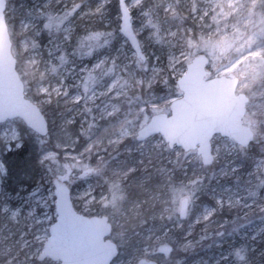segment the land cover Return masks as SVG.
I'll list each match as a JSON object with an SVG mask.
<instances>
[{"label":"rangeland","instance_id":"obj_1","mask_svg":"<svg viewBox=\"0 0 264 264\" xmlns=\"http://www.w3.org/2000/svg\"><path fill=\"white\" fill-rule=\"evenodd\" d=\"M31 2H33V0H31ZM80 2L83 4L80 11L87 12L89 9L95 8L98 0H80ZM237 2L240 3L241 7L235 9V12H240L246 16L248 12L252 11V9L248 7V4L250 2L255 3V0H227L229 6ZM71 3L72 0H61L60 3H57L56 0H36L34 3L23 4L20 7V28L24 33H31L28 38L29 41L26 38L22 40L29 46H33V41H36L38 47H35L34 50L42 54L45 60L50 59L48 50L50 48L54 50V42L50 43V41H53V36L41 27V25H43V18L37 19L36 14L39 11L49 10L45 7L49 4L51 9L59 11L63 9L65 4L70 5ZM108 7L107 5L103 14L99 16L85 15L80 18V13L78 12L77 18L74 19L73 23V41L71 44L65 42L62 44V47L66 48L69 45L74 46L76 37L86 34L89 30H101L105 33L111 32L112 35L106 37L110 41L109 45L100 49L99 54L109 58L118 56L119 63L122 66L125 64H128L130 67L134 66V51L128 46L123 36L121 38L122 40L116 36V33H120L118 27L119 19L117 18L118 9H116L117 14L114 10V13L110 15ZM29 12L32 13L30 17L28 16ZM142 12L143 9L132 11V26L134 32L139 38L144 54L149 58V71L139 74L145 78H151V67L153 66L160 68L162 71L150 87L146 85L138 90L140 100L135 104L136 114L134 118L133 115L127 111L132 105L124 104L120 106L118 119L127 117L133 121L131 131L134 133V136L127 139H133L134 142H136V131L140 126H142L153 114L161 112L168 113V106L171 101L175 99L170 95L171 83H169V81L173 79L172 87L175 88L176 79L173 78L172 72L167 67V56L161 50L160 46L155 44L153 38L150 37V29L145 25L146 17L142 15ZM24 20L32 21L34 26L25 30V28L22 27V21ZM37 32L39 33L38 35ZM245 34H248L247 38L244 37ZM103 39L104 38H102L101 42H103ZM236 39L242 40L244 47L239 50L241 55L239 59L232 64L229 71L237 69L241 64H250L252 68L259 69L260 62L264 61V33L256 31V33L252 35L245 32L241 36L236 37ZM71 52L72 50L68 52L70 58L72 56ZM71 60L74 61V63L70 64L69 68H71L73 72H78L80 64L79 59L73 56ZM53 62H55L54 58ZM184 69L185 67L183 71ZM164 73H168L167 80L162 78ZM66 75H68V79L64 82L66 85H75L78 82L72 75L67 73ZM20 78L25 89V81L21 73ZM157 80L160 82L161 88L155 91L153 86ZM53 84L54 86H58L56 78H54ZM175 89L179 92L177 88ZM77 90L76 87H72L70 92L75 93ZM33 94L35 97H38L34 91ZM56 98H60V100L67 99V97L64 96ZM39 100L40 97L37 102H34L38 106ZM114 103L118 104L119 101L111 97L100 98L96 101V104H99L101 107L108 104L109 110L111 104ZM69 106L72 112H68L67 109H69V107H67L66 114H63L62 118L57 119L58 125L55 124L52 135H49V137L54 140V144L57 139H64V129H61L64 119L76 111L70 103ZM80 110V115L76 116V128L79 127V122L81 120L85 121L84 126L87 127V121L91 119L89 114L83 111V104H81ZM93 113L98 117L96 120L98 126L93 130V139H95L96 137L102 136L104 128L109 126V123L116 125L117 121L100 119L99 117L102 114L100 109L95 106H93ZM54 118L56 119L57 116ZM19 121L18 119H14L0 124V160H2L4 164V167L0 169V208H3V206L7 204L11 210L17 207L21 209V215L18 217L19 223H14L11 220L10 211L7 213L0 211V233H3L5 236L12 233L11 239L13 240L20 239L21 233H24L23 239L30 242L26 251L21 252V256L25 257L27 253L34 252L37 248L42 247L45 240L36 241L34 237L35 235H46L48 237V227L55 219L53 207L55 198H53L50 193H53L51 179L55 174L52 172H55L56 168L54 167L53 170L49 172L47 166H42L38 163L42 150V145L40 144L41 138L33 136L30 133L31 130L23 126V123L21 124ZM20 124L23 128H20ZM76 128H73V132H75ZM13 129L20 133V140L23 143V147L17 149L13 146L11 152H6L4 150V144L6 142L5 134H10ZM102 139L103 143L107 146L101 151H104L105 154L112 151L111 154L109 153L107 160L116 158L120 154L118 149L121 146L108 144L107 135H103ZM211 145L215 159L212 165L205 170L203 169L204 167L193 162L190 157L182 155L184 151L180 148L169 149L161 137H152L142 143L136 142L132 148L127 150L135 156L138 163H142L141 170L146 172V175L141 176L139 179L140 186L143 185L147 187L151 178H154L151 182L153 187H155L153 191L156 190V186L163 184L165 186L163 198L168 200L170 209L169 213L164 214L163 217L155 216L152 219H146L143 226L134 230L132 237L135 238V243L140 245V254L135 257L140 259L145 255L149 257L155 248L162 243L172 245L171 241H173L172 238L175 237V230L177 234H181L180 238L182 237L183 239H181L182 242L178 245V255L170 256L167 259L159 256L155 257L160 264H234L229 256V247L233 242H236V244L242 243L241 246H246L249 243L252 250L255 243L264 241V185L260 184V181L264 179V168L260 167L261 164H264V146L253 142L248 148L241 150L239 145L218 135L213 137ZM73 148L75 149V147ZM61 149L70 150L72 146L69 145ZM82 150L83 149H80L79 152L75 153L73 158L78 157L80 163L87 164L88 162L79 155ZM123 150L124 147L121 151ZM190 152L195 153L194 151ZM68 153L69 152L64 153V156H68ZM65 157L62 159L63 161L59 159L61 165L66 162L69 164L77 163L76 159L65 160ZM245 158L249 160L250 163V167L247 170L242 168V163L240 162V160ZM115 168H122L118 161L115 162ZM188 168H191L193 172L192 175H186L189 176L190 180L182 179V181H179L181 176L180 173L174 176L176 171ZM81 171L82 169H73L74 174H78ZM193 180H198L197 185L193 186L190 183ZM97 183L98 180L95 176L87 180L80 187L74 198H76L77 203L81 205L85 211L95 209L100 215L99 206H88L85 204L88 197H81V194L87 192L90 186L95 190ZM210 183L212 184L208 189L207 187ZM37 187H39V199L30 197L29 193ZM189 192H191L192 195L189 201L187 215L184 220H180L178 213H175L174 209L178 206L179 197L181 195H187ZM42 201L47 202V208L42 206ZM31 206H35L36 215L41 216L44 220L43 224H36L34 219H25ZM157 208H160L159 203L157 204ZM224 208H228L225 210L238 211L235 215L237 217L234 216L232 220L227 221L221 219ZM209 212H212L213 215L205 219ZM48 217L51 219H48ZM172 228H174L173 234H171ZM129 237L123 239L122 242L128 244L126 240ZM114 238H116V236L111 234V239L114 240ZM118 240L120 239H117L115 242L119 243ZM203 240H206V246H213L211 250L220 248L219 251H217L215 255L213 254L209 260L204 259L203 256H197L195 259L184 262V258L188 253L185 248L191 247L194 250L196 248V243L202 242ZM200 246H202V243ZM247 248L250 249V246L247 245ZM260 253V261L256 262V264H264V247H262ZM130 258L131 256L128 257V250H120L118 257L115 258L111 264H128ZM35 259V257H32L33 261ZM46 260L47 259L44 261ZM49 261L51 263L48 264H58V262Z\"/></svg>","mask_w":264,"mask_h":264},{"label":"clouds","instance_id":"obj_2","mask_svg":"<svg viewBox=\"0 0 264 264\" xmlns=\"http://www.w3.org/2000/svg\"><path fill=\"white\" fill-rule=\"evenodd\" d=\"M127 3L132 11L141 9L136 7L137 0H127ZM139 3L143 5L142 15L146 17L145 25L150 29L149 35L167 56V67L173 78L178 80L183 68L192 59L203 56L207 60L205 68L210 78L239 79L240 100L236 123L246 134L240 145L241 150L248 148L253 142L264 146V61L260 62L259 70L253 71L241 64L237 69L229 71L241 53L236 46L227 47V43L237 44L236 37L245 32L252 35L256 31L264 33V0L250 2L248 7L252 11L246 16L235 12V9L241 7L239 2L229 6L227 0H139ZM34 49L35 47L22 40L17 49L18 64L25 84L31 86L40 97L39 103L43 111V106L52 103L58 96V90L53 84L55 74L51 71L49 60H45L42 54ZM161 71L160 69L155 76L151 74V78H145L137 74L135 66H131L132 78L126 91L117 100L119 107L124 104L132 105L127 111L134 118L135 104L140 100L138 90L141 85L138 81L143 79L144 86L149 81L154 83ZM162 78L167 80L168 73H164ZM41 88L47 89V93H41ZM106 146L102 143L96 145L90 153L82 154L88 160L87 164L99 168L98 172L91 175L97 178L101 188L99 196H89L85 204L99 206L103 218L115 230V235L124 237L128 232L143 226L146 219L163 217L170 209L168 200L163 198L165 187L163 184L156 186L155 191L141 185L133 193L131 186L125 183L127 176L124 175L123 169L112 167L109 160L99 159L101 156H97L92 163L91 156ZM182 155L190 157L201 167L208 166L204 164L199 152L187 151ZM212 157L214 160L215 157ZM114 182H118L124 192V198L115 204L111 195V185ZM11 236L12 233L7 236L0 233V264H30L35 253H27L29 259L26 260L21 256V252L27 249L23 237L13 240ZM128 264H144V261L133 256Z\"/></svg>","mask_w":264,"mask_h":264},{"label":"snow or ice","instance_id":"obj_3","mask_svg":"<svg viewBox=\"0 0 264 264\" xmlns=\"http://www.w3.org/2000/svg\"><path fill=\"white\" fill-rule=\"evenodd\" d=\"M57 3H60L61 0H56ZM112 0H98L97 5L94 9H89L87 12H81L80 10L83 7V4L80 0H72V3L65 4L63 9L57 11L50 8V4L45 7L49 10L39 11L36 14V18H43V29L47 30L50 35L53 36L54 50L50 48L49 51V63L51 71L55 74V78L58 81L57 86V95L67 97L65 100L66 104H71L73 108L76 109L72 115L67 116L63 121L64 129V139H57L53 148H42L41 154L38 160V163L42 166H47L49 172L55 167L59 174L53 177V183L55 186L54 193L50 195L59 197L55 202L57 204V211L60 215L61 220L64 219L65 209L62 205V201L69 189L66 182H70L73 176V169H82L80 175L83 177H88L92 173L99 171V168H93L89 164H83L79 162L78 157L73 159L77 160L75 164L63 163L61 165L58 157V150L61 148L68 147L71 145L75 147L81 142L83 138L86 143L84 144L83 151L79 155L82 156L83 152H91L96 145L102 144L103 135L108 136V144L119 145L120 143L125 142L127 138L134 136V133L131 131L132 120L127 117L123 119H118V114L120 111L119 104H111L109 110V105L105 104L101 107L99 104H96V101L100 98L111 97L114 100H118L119 97L126 91L127 86L129 85L130 79L132 78L131 67L128 64L121 65L119 63L118 56H112L111 58L107 56H101L99 50L103 49L105 46L109 45L110 41L106 38L111 36L112 33H105L101 30H89L86 34L77 36L76 43L72 47L71 55L79 59V71L73 72L69 68L70 64H73L74 61L71 60L69 54L64 50L62 44L65 42L71 44L73 41L74 33V19L77 18V13H80V18L85 15H102L105 7L111 4ZM118 5V19L120 21L119 31L123 33L128 39L132 41L134 52V61L133 64L137 69V74L147 73L149 71V58L144 54L140 42L138 41L135 32L132 27V9L128 6L127 0H117ZM136 7L143 9V5L137 0ZM15 6L12 4V0H0V25L5 24L9 15L15 12ZM147 15V13H144ZM28 16H32V13H28ZM216 19V17H213ZM34 24L30 20L22 21V27L25 30H28L30 27H33ZM39 33L37 32V35ZM103 39V42L101 40ZM33 47H38L36 41H33ZM58 53V54H56ZM53 58L55 62H53ZM255 71V68H252ZM160 72V68L151 67V73L155 76ZM72 75L74 79L78 82L75 85H66L64 82L68 79V75ZM207 75V73H205ZM141 87L145 85L143 79L138 81ZM151 82H148V86H151ZM76 87L78 90L75 93H71L70 89ZM47 89L41 88V93H47ZM83 104V111L88 113L91 119L87 121V127L84 126L85 121L81 120L79 122V127L77 126L76 116L80 115V106ZM93 106L100 109L101 116L100 119L105 120H115L117 121L116 125L109 123V126L105 127L103 134L100 137L93 139L94 132L93 130L98 126L96 120L98 117L93 113ZM68 112H72V109H67ZM36 131H38L42 137H49L48 128L45 125L35 126L33 125ZM76 128V131L73 132L72 129ZM118 133V134H117ZM6 135V142L4 144V150L6 152H11L13 146L17 149L23 147V143L20 140V133L13 129L10 134ZM50 138V137H49ZM48 140L41 138L40 144L46 145ZM201 157L205 165H211L213 162V157L209 151L201 150ZM103 160V156L99 157ZM4 167L3 161L0 160V169ZM261 168H264V164L260 165ZM63 169L61 172L60 169ZM136 172V169L132 166H128L123 169L125 176L129 177ZM193 186L197 185L198 180H193L190 182ZM260 184L264 185V179L260 181ZM95 191L91 188L85 193L81 194V197L94 196ZM111 195L112 202L115 204L118 200L124 198V192L118 182H114L111 185ZM192 193L189 192L187 195H181L179 197L178 206L174 209L175 213H178L180 217L187 215V206L191 199ZM30 197L39 199V187L34 188L30 193ZM42 206L47 208V202L42 201ZM2 212H11V220L19 223L18 217L21 215V209L15 208L14 210L9 209L8 205L5 204L3 208H0ZM43 215V214H42ZM213 215L212 212H209L205 217L207 219ZM25 219H34L36 224H43L44 220L41 216L36 215L35 206H31L27 212ZM48 219H51L48 217ZM46 231V230H45ZM25 234L21 233V237ZM34 239L36 241L47 240L46 235H35ZM25 246L29 247L30 242L25 240ZM160 251L165 252L166 254L171 251L167 246L161 247ZM32 253V252H30ZM35 262L30 260V264H44L45 250L43 247L37 248L35 251ZM25 259L28 260L29 256L26 255Z\"/></svg>","mask_w":264,"mask_h":264},{"label":"water","instance_id":"obj_4","mask_svg":"<svg viewBox=\"0 0 264 264\" xmlns=\"http://www.w3.org/2000/svg\"><path fill=\"white\" fill-rule=\"evenodd\" d=\"M120 34L135 52L132 41L123 33ZM11 47L5 22L0 25V124L18 119L26 128L42 137L33 125L39 127L46 124L48 128V121L39 107L25 96L24 84L17 72L16 58ZM206 63L207 60L199 56L186 65L181 77L175 81L180 96L171 101L168 113L153 114L140 126L135 134L136 141L144 142L154 135H160L169 149L180 148L184 152L195 153H201L203 149L212 156L211 140L216 135L241 145L246 134L236 123L240 100L237 92L239 79L210 78L205 68ZM42 138L48 140L47 137ZM75 178L85 177L78 173ZM66 183L68 186V182ZM51 184L54 193L53 178ZM68 189L62 201L65 209L63 220L58 214L55 202L59 197H55V219L49 225L48 239L42 245L45 250L44 260L58 264H111L119 253L118 245L110 238L112 226L103 215H85L78 212L73 206L69 186ZM178 217L180 220L186 218ZM164 246L171 251L167 254L160 251ZM172 250L170 244L162 243L151 256L161 255L167 258ZM141 259L144 264H159L151 258Z\"/></svg>","mask_w":264,"mask_h":264},{"label":"trees","instance_id":"obj_5","mask_svg":"<svg viewBox=\"0 0 264 264\" xmlns=\"http://www.w3.org/2000/svg\"><path fill=\"white\" fill-rule=\"evenodd\" d=\"M34 1L36 0H33V2H31V0H12V4L15 6V12L11 15L8 16L7 18V26H8V30H9V35H10V40H11V43H12V51H13V54L16 58V69L18 71V73L20 74V70H19V64H18V54H17V49L19 48V42L22 40V39H27L29 41V37L31 35V33H24L22 32L21 28H20V16H19V13H20V7L24 4H31V3H34ZM108 10H109V13L110 15L112 13H114V10H115V13L117 14V10L118 7H117V2L116 0H112L111 4L108 5ZM42 27V25H41ZM43 28V27H42ZM52 36V35H51ZM116 36L117 38L121 39V35H119V33H116ZM248 34H245L244 37L247 38ZM122 40V39H121ZM237 40V39H236ZM238 43L237 44H232V43H227V47L229 48H232L233 46H236L238 47V49L240 50L242 47H244V43L242 40H237ZM72 45H69L67 46L66 48H64V50L68 53L69 51L72 50ZM73 56H71L72 58ZM248 68L252 69V66L250 64L246 65ZM255 70H259L258 68H255ZM169 83H171V96L172 98H176L180 95L179 92L176 91V87H172V84H173V79H170ZM160 82L157 80L155 85L153 86V88L156 90H159L161 87H160ZM25 95L27 98H29L31 101L33 102H37L39 97H35L34 94H33V89L31 86H28L25 84ZM57 97H60V96H57ZM39 107L41 109V105L39 103ZM67 107L70 108L69 104H66L65 103V100H60V98H55L53 100L52 103L50 104H47L45 106H43V114L45 115L47 121H48V131H49V135H52V132L54 131V127H55V124L58 125L57 123V119H60L63 117V114H66V109ZM53 114V116H52ZM57 116V118L55 119L54 117ZM19 123H21L19 121ZM18 123V125H19ZM22 124V123H21ZM20 124V128H23V126ZM73 131V129H72ZM76 131V130H75ZM30 133L33 135V136H36V137H39L38 135H36L35 133L31 132ZM155 138H159L160 136H154ZM48 139V143L46 145H42V148H53L54 147V140L50 137L47 138ZM86 143V141L81 138V142L79 144H77L75 146V149L72 147V149L70 150H63V149H59L58 152H59V157L58 159H63L65 156H64V153H68V156L65 157V160H71L73 159V155L77 152L80 151V149H83L84 147V144ZM125 142L123 143H120L119 145L121 146L118 150L120 152V154L116 157V158H113L112 160H109L111 162V165L112 167L115 168V162L118 161L119 162V165L122 167L120 169H124L128 166H132L136 169V172L133 174V175H130L129 177L126 178L125 180V183L129 184L132 188V191L133 193H135L138 188L140 187V184H139V179L141 176H145L146 175V172L143 170H141V166H142V163H138L137 162V159L135 158V156L132 154V153H129L127 150L129 148H132L136 142H134V140H130V139H126V143L124 144ZM118 145V146H119ZM124 147V150H122V148ZM83 151V150H82ZM21 153V152H20ZM82 153V152H81ZM110 154L112 153V151L109 152ZM109 153L105 154L104 151H100L98 153H95L91 156V162L94 163L95 160L97 159V156H103V158H105L107 160V157L109 155ZM64 156V157H63ZM84 160H86L88 162L87 159L84 158V156H82ZM63 161V160H62ZM240 162L242 163V168L244 170H247L249 169L250 167V163H249V160H247L246 158L245 159H242L240 160ZM209 166L207 167H204L203 169H207ZM202 169V168H200ZM62 170V168L60 169V171ZM152 170V169H151ZM141 171V172H140ZM57 170L55 172H52L55 176L57 174H59ZM180 173V178H179V181H182V179H189V176H186V175H192L193 172L191 170V168H188V169H182L181 171H176L174 173V176L178 175ZM92 177H94V175H89L88 177H85L84 179H71L70 180V183H69V186H70V192H71V198H72V202H73V206L74 208L78 211V212H81V213H84L86 215H95V214H99L95 209H93L94 207H98L96 205H94V207L92 208L93 210H90V211H85L81 205H79L77 203V200L76 198H74L76 196V193H78V190L80 189V187L89 179H91ZM154 178H151L148 185H147V188H151L152 190L155 189V187H153L152 185V181H153ZM151 183V184H150ZM212 183L209 184V186L207 187L208 189L210 188ZM145 187V186H143ZM95 195L99 196L100 194V191H101V188L100 186L98 185L97 183V186L95 188ZM74 198V199H73ZM51 208L53 209V207L51 206ZM99 209V212L101 214H103L102 210L100 208ZM225 209H228V208H224L223 209V215L221 217V219H225L226 221L227 220H232L234 218V216L238 213V211H231V210H225ZM237 217V216H235ZM173 230L174 228H172L171 230V234H173ZM133 233H134V230L128 232L124 237H117L115 235V230L113 229L112 227V232L111 234L116 236V238H114V241H117V239H122L121 241H119L118 244V247H119V250H125L127 251L128 250V257L131 256H137L140 254L139 252V247L140 245L139 244H136L135 243V238H133ZM131 236V237H129ZM175 237L172 238L173 241H171L172 245H173V251L171 253V256L173 255H178V245H180V243L182 242V237L180 238L181 234H177L176 230H175ZM126 237H129L126 241L128 244H125L123 241V239H126ZM192 237V236H191ZM182 239V240H181ZM202 243V246H200V244ZM228 244V243H227ZM245 244V242H244ZM241 244H236V242H233L231 244V246L229 247V256L231 258V261H233L232 263L234 264H256V262L260 261V258H261V249L262 247H264V241L262 242H259V243H255V246L254 248L251 250V245L248 243L247 245L250 246V249L247 248V245L246 246H241ZM246 247V248H245ZM210 248V249H209ZM213 249V246H206V240H203L202 242H198L196 243V248L193 250L191 247H187L185 248V250H187V255L186 257L184 258V262H188L190 261L191 259H195L197 258V256H203L204 259L206 260H209V258L214 254L217 253V251H219V249H214V250H211ZM246 249V250H245ZM209 250V251H208ZM35 261V260H34ZM48 263H51L49 260H46L44 261V264H48Z\"/></svg>","mask_w":264,"mask_h":264},{"label":"flooded vegetation","instance_id":"obj_6","mask_svg":"<svg viewBox=\"0 0 264 264\" xmlns=\"http://www.w3.org/2000/svg\"><path fill=\"white\" fill-rule=\"evenodd\" d=\"M172 253V252H171ZM171 255V254H170ZM167 259V258H166Z\"/></svg>","mask_w":264,"mask_h":264}]
</instances>
